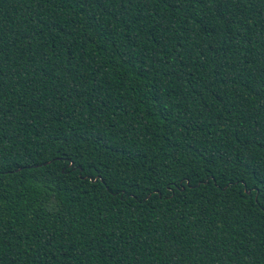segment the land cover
<instances>
[{
  "label": "trees",
  "instance_id": "1",
  "mask_svg": "<svg viewBox=\"0 0 264 264\" xmlns=\"http://www.w3.org/2000/svg\"><path fill=\"white\" fill-rule=\"evenodd\" d=\"M0 264H264V0H0Z\"/></svg>",
  "mask_w": 264,
  "mask_h": 264
}]
</instances>
